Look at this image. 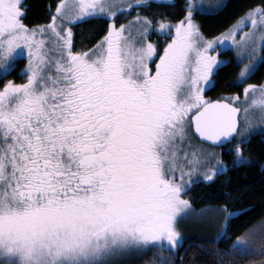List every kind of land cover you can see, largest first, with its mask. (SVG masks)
<instances>
[{
  "label": "snow or ice",
  "instance_id": "6c2138e0",
  "mask_svg": "<svg viewBox=\"0 0 264 264\" xmlns=\"http://www.w3.org/2000/svg\"><path fill=\"white\" fill-rule=\"evenodd\" d=\"M174 2L51 0L47 19L27 23L31 5L0 0V264H133L149 249L144 264H175L188 221L213 229L191 264L264 257V218L229 232L251 208L236 204L241 187H222L224 203L189 197L218 176L229 185L226 174L251 162V135L264 131V83L245 84L243 98L205 95L229 63L219 51L246 61L237 85L264 62V0L212 37L192 0L170 21ZM88 18L103 30L83 35ZM21 58L23 81L3 79Z\"/></svg>",
  "mask_w": 264,
  "mask_h": 264
},
{
  "label": "trees",
  "instance_id": "16d2710c",
  "mask_svg": "<svg viewBox=\"0 0 264 264\" xmlns=\"http://www.w3.org/2000/svg\"><path fill=\"white\" fill-rule=\"evenodd\" d=\"M51 2V0H25V3L31 5L29 16L26 17L25 22L37 23L47 19L45 14L44 5ZM185 0H175L174 5L168 6V19L177 20L184 15L183 4ZM262 3V0H227L225 6L213 13H201L196 15L197 20L200 22L202 31L206 36H216L221 33L225 28L233 23L237 17L241 16L246 8L252 7L255 4ZM134 14V13H133ZM104 27L102 19L88 18L82 23L77 25V30L83 35L87 36L101 32ZM170 37H153L152 39L161 40ZM79 39V36H77ZM90 46V45H81ZM264 55V49H263ZM24 59L17 61L18 69L23 63ZM241 65L233 59L229 63L221 67L216 74V85L211 90H206L205 95L209 98H219L222 94L239 93L242 94L245 83L237 85L234 83L236 80ZM15 69V70H16ZM15 70L11 74L15 73ZM264 81V62H260L255 72L248 78V82L262 83ZM249 151L245 152L246 156L251 157V162L238 168L231 169L226 175L231 177L229 185H221L224 176L216 177L214 184L209 183H196L192 185L189 197L192 199L196 207L203 204H216L226 202L223 197L219 196L222 187H227L235 190L238 186L241 187L243 198L236 201L238 207L251 206L250 210L244 212L238 218L232 220V226L229 232L233 233V239L236 235L243 234L247 229L258 226L261 218H264V170L261 165L264 162V131H257L251 135L250 142L246 146ZM224 159L231 162V157L225 154ZM209 238L200 237H186L183 240V246L178 248L175 257V264H181V260L185 264H191V253L196 251L195 245ZM231 244V240L221 241L219 247L224 248ZM155 249H149L139 257L137 264H144V261L153 257ZM204 257H198V259ZM209 261L210 257H206ZM264 259L260 255H248L242 258L241 264H247V261L258 262Z\"/></svg>",
  "mask_w": 264,
  "mask_h": 264
},
{
  "label": "rangeland",
  "instance_id": "374dc122",
  "mask_svg": "<svg viewBox=\"0 0 264 264\" xmlns=\"http://www.w3.org/2000/svg\"><path fill=\"white\" fill-rule=\"evenodd\" d=\"M226 1L227 0H192L194 19L197 20L196 15H197L198 12H200V11H198V8H199V6H200L201 3H203L205 5H217V4H220V3L225 4ZM95 19H98V18H95ZM170 21H173V20H170ZM248 26L251 27L250 24ZM153 37H157V35L153 34ZM263 49L264 48H262V51H261V54L262 55H263ZM217 54L219 55V57L222 60L230 61V60L233 59L235 62L239 63L241 65V67L243 66V63L246 62V61H240V62H238V57L236 56V53H235V49L234 48H229L228 50H221ZM18 60H20V59H18ZM17 61H16V66H15L14 70L18 67ZM25 63H26V61L18 69L15 70V73L14 74H11V72L14 71V70H12V71H10L8 73L7 76H4L3 79H13L16 82H22L23 81V77L19 75V72L24 67ZM259 63L260 62L258 61L257 67H258ZM244 83L245 84H248V83H251V82H248V79H246L244 81ZM262 83H264V81ZM253 84H257V83H253ZM259 84H261V83H259ZM259 84H257V85H259ZM240 96H241V98H243V93L240 94ZM182 232H183V235H184V239L186 237L211 238V236L213 235V229L208 228V227H206L204 225H201V224H196V223L191 222V221H188V222H185L184 223V225L182 226ZM140 256L141 255H138L133 260V264H137L138 263L137 261L139 260V257Z\"/></svg>",
  "mask_w": 264,
  "mask_h": 264
},
{
  "label": "flooded vegetation",
  "instance_id": "af4514ba",
  "mask_svg": "<svg viewBox=\"0 0 264 264\" xmlns=\"http://www.w3.org/2000/svg\"><path fill=\"white\" fill-rule=\"evenodd\" d=\"M211 99H213V98H211ZM257 131H259V130H256L255 132H257ZM225 161H226V160H225ZM262 164H264V162H263Z\"/></svg>",
  "mask_w": 264,
  "mask_h": 264
}]
</instances>
